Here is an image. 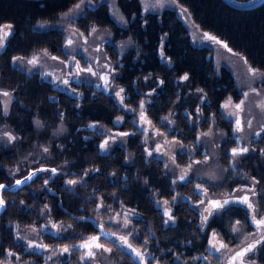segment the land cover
<instances>
[{"label":"flooded vegetation","instance_id":"1","mask_svg":"<svg viewBox=\"0 0 264 264\" xmlns=\"http://www.w3.org/2000/svg\"><path fill=\"white\" fill-rule=\"evenodd\" d=\"M79 1H75L62 13L68 12V21L77 24L82 29L81 33H90L86 37L90 38L95 35V38L100 39L95 46L97 51L93 54L79 52V47L76 48L75 44L78 45L82 41L78 37L74 39L72 32L68 37L70 32L69 29H66L68 21L63 20L62 22L60 20L62 13L54 19H41L37 24L38 27L58 30L66 37L62 46L63 54H58L46 46H40L27 55L17 54L13 56L11 64L22 71L19 74L17 86L0 87V93H9L8 96L0 95V106L13 97H20L19 105L25 103L23 91L25 82L29 77L34 83L36 81L38 88L43 84L47 92L40 97H44L45 100L42 102L46 101L49 109L37 104L39 111L34 117V121L39 128L44 125L48 132H44L43 135L35 132L31 137L24 138L22 129V136H17L18 154L24 158L25 148L31 149L35 153L33 160L38 162L36 166H28L20 177L27 175L30 170H36V174L32 176L34 178L40 172L37 171L38 169H56L55 173L42 171L39 176L43 179L42 181L53 180L55 187L49 189L53 193H55L62 179L65 182L69 180L78 181L72 186L68 183L65 186L66 190L70 191L80 204L81 209L76 210L68 202L66 207H60L58 203V207L94 229L93 234L84 237L81 243L91 236H99L102 240L101 243L106 248L111 249L113 254L117 255L121 250H124L131 255V258L127 259L113 257L114 259H95L94 261H106L107 264H145V260L146 264H228L230 255L239 250L242 244L240 241H237L235 245L228 243L225 232L219 230L218 224L215 223L220 213L214 212L209 217L207 224L202 225L203 216L206 215L204 207L207 205L209 197L216 200L228 198L230 195L235 197L245 194L251 195V193L238 192L211 196L210 192L217 187L230 183L227 168L236 162V156H232V149L234 148L247 147L249 151L245 155L244 161L250 166L259 162L264 170V130H262L264 129V112L258 107L264 97H255L256 105L251 103L253 97H248L245 110L238 113L243 124V130L237 131L235 124L237 117L229 115L233 109H225L222 105L229 98L233 103H239L240 100L244 99L242 88H245L246 84H241L238 81L237 73L233 69L234 67L232 68V65L229 64V60L235 63L239 73L241 72L240 69L245 67L244 65L239 66L235 62L239 61L236 57L238 55H234L233 51L229 52L221 44L224 60L220 61L211 42L205 38V34L214 35L199 27L196 28L204 32L194 33L188 24V22L192 23L193 20L179 2L168 6V9L173 11L171 14L176 13V20L170 22L168 26H164L159 23V20H154L153 23L147 18L154 16V19H158L163 14L162 8L156 11L143 12L140 1L139 5L135 6L132 1L118 5L116 1L108 0L109 10L119 21L118 31L124 34L123 37H120L117 36L118 31L116 29L114 31L106 30L95 25L85 29L78 22V17L81 14H86L88 7L94 0L82 3L78 7V12L73 14L75 11L73 8ZM163 26L166 28L162 29ZM185 26L189 29L190 36L197 43L209 45L204 49L205 53L195 47L186 48L181 45L185 40L189 42L183 36ZM95 27L99 29L92 32L91 29ZM169 27L173 28L172 38L167 35ZM136 31L141 32L142 35L133 34ZM198 35L200 36L198 37ZM129 36L132 38L141 36L139 38H142V41L151 36L154 38L163 36L165 39L162 37L156 42V45H153V39L149 41L145 39L142 46H131L128 45L126 39H122ZM217 39L219 40V38ZM69 40L73 41L71 45L68 44ZM165 40H167V44L170 42L174 45L173 51L169 49L166 51ZM107 42L115 44L114 49L117 55L114 60L106 46ZM39 51L46 53L39 57L38 63L26 65L25 62H19L24 57H35L36 52ZM129 53L135 67L153 68L155 66L161 73L157 75L149 72L140 73L136 68L135 71L130 69L129 72H123L121 70L122 58ZM46 56L57 57L58 64L41 65ZM204 58L208 61L209 66L203 73L210 75L215 81L211 93L207 92L204 83L196 77L200 72L195 69L192 70L193 64L195 65L194 62ZM245 63L243 62V64ZM249 66L254 68L248 63V69ZM87 68H92L95 74L82 70ZM104 71H109L110 75ZM26 74L29 77H26ZM185 74L188 75V80L182 79ZM101 76H107V85ZM125 77L131 78L130 87L126 84ZM64 80H68L69 83L64 84L62 82ZM261 80L262 78H260L259 83L264 86ZM255 83L259 84L258 82ZM164 86L165 88H163ZM208 86L210 87V85ZM121 89L124 91L120 96H116L115 93L120 92ZM36 90L38 89L36 88ZM156 97H160L157 101L160 102L159 111L164 112L163 116H161V112L155 110L156 102L154 101L157 99ZM59 99H67L69 105L73 103L74 106H82V112L75 115L82 116L81 122H78L79 119L76 117L68 118L69 115H66L65 112L59 113L57 111V106L63 107L62 104L56 103ZM107 100H110L113 105H106L105 101ZM20 108L19 120L21 125L24 119L23 105ZM46 112L50 114V118H47L48 121L45 120ZM142 115L144 119H141ZM177 118L181 119L182 122H178ZM94 119L99 121L98 132H94V128H89L95 124ZM118 119L119 123H117ZM177 125L179 126L177 127ZM121 132L130 135L123 137L116 135ZM105 140H109L108 145L101 147ZM158 148L160 151H156ZM89 149H93L97 153L102 152L100 157L102 162L106 163L109 158L111 162L114 160V163L117 164L113 177L108 176L110 178L109 184L115 187L113 192H104L102 188L105 185L103 183L91 188L83 183L87 174L89 172L95 173V168L99 166V164L95 166L94 163L91 166H83V160H77L78 155L81 158L83 154L87 156ZM138 153L141 160L136 159ZM194 161L206 162L196 164L193 163ZM138 164L145 165L144 170L150 174L144 177L142 181L148 185L147 195L154 199L153 205H151L152 217H148V219H152L159 213L164 218V225L174 231L170 237L164 240L162 255L155 253L146 255L145 260H139L132 250L128 249L120 240V237H126L134 248L141 250L134 224L135 216L139 213L136 204L138 196L136 184L140 179ZM190 164L191 167H189ZM185 170L187 177L181 181L179 177L184 175ZM150 176L152 178L156 176L158 182L154 184ZM100 178L99 182H104L105 178L103 176ZM202 179L208 180V184L203 185ZM220 180L223 182L218 183ZM254 180L253 177L249 179V188L253 186ZM158 183L157 189L152 187ZM197 185L200 186L199 189ZM202 189H207L206 195L201 194ZM255 189L257 192L256 184ZM83 190L87 193L84 195L85 199L82 197ZM255 197H252V201L256 206L257 218H260L264 214V194L260 197L262 210H259L260 206ZM202 201L204 203H201ZM101 203L106 207H99ZM188 206H195V211H192L190 215L185 211ZM243 207L246 209L245 206ZM246 210L248 211V209ZM243 211L247 223V215L245 210ZM117 213L121 215L117 217ZM169 213L172 219H169ZM178 215H186L190 227L197 230L192 231L191 235L194 236V239L190 243L174 236L183 228ZM192 215L196 216L190 219ZM109 216H114V220H109ZM125 216L127 217V228L123 227ZM248 221L249 232H247V227L243 228L242 226V234L246 236L256 232V227L251 223L249 214ZM213 232L219 234L218 238L228 245V249L216 251L210 247ZM105 233H115V235H105ZM256 238L258 237L250 236L247 242ZM37 245L42 244L37 242ZM65 246L72 248L73 245L65 244ZM246 259L249 260V264H264V246H261L254 256L250 255ZM3 260L6 262V259ZM53 260L50 259L49 261L53 263Z\"/></svg>","mask_w":264,"mask_h":264},{"label":"trees","instance_id":"2","mask_svg":"<svg viewBox=\"0 0 264 264\" xmlns=\"http://www.w3.org/2000/svg\"><path fill=\"white\" fill-rule=\"evenodd\" d=\"M75 1L77 0H0V25L4 22L8 25H12L11 35L3 41L4 46L0 50V87L17 86V82L20 78L19 74L22 71L16 68L14 64H11L13 56L17 54L27 55L40 46H46L49 49H53L58 54H63L62 46L63 42L65 43L66 37L58 30L40 28L37 24L41 19L57 18L60 13ZM114 1H116L118 5L127 1L134 2L135 6L139 5L138 0ZM177 1L185 7L194 23L198 25L200 29L206 30L208 33L224 41L232 50L239 52L255 69L264 71V1L251 9L232 7L224 0ZM162 9L163 14L158 19H154V16L147 18L153 21V23L154 20H159V23L168 26L170 22L176 20V13L174 12V15L171 14L173 11H171V9L169 10L168 7H163ZM78 22L85 29H89L90 26L95 25L103 28L106 27L113 31L116 29L118 31L119 21L113 12L109 10L107 0H94L88 7L86 14H81L78 17ZM164 26L162 29L166 28ZM172 29V27L168 29L167 35L170 37L171 34H173ZM184 32L183 36L187 38L189 42L185 40L181 45L186 48L195 47L199 51L205 53L204 49L209 45L197 43L196 40L190 36L189 29L186 26ZM133 34L142 35L139 31ZM117 36L123 37L124 34L118 31ZM139 37L141 36L135 38L129 36L128 38L122 39H126L128 45L131 46H142L145 39L148 41L153 39V45H156V42L159 39L161 40L163 36L155 38L153 36L149 38L146 37L143 41L141 40L142 38ZM165 43L166 51H168V49L173 51L174 45L170 42L167 44V40H165ZM114 45V43L109 44L108 42L106 44L113 60L117 55ZM129 55L130 53L122 58L123 66L121 70L123 72H129L130 69L135 71L136 68L140 73L149 72L153 75L161 73L155 66L153 68H148L146 66L135 67L134 61H132V57L130 58ZM194 63L195 65L193 64L192 70L195 69L197 72H200L196 77H198L200 82L204 83L207 92L211 93L215 81L210 75L203 73L209 66L208 61L204 58L198 59ZM191 74L193 75L192 71ZM26 77H29L28 74H26ZM261 81L264 83V78H262ZM125 82L128 87L131 86V78L125 77ZM208 85H210L211 88ZM36 88L38 90H36ZM163 88H165V86ZM46 93V88L43 84L38 88L36 81L34 83L32 78L29 77L25 82L23 91L25 103L19 105L20 97H13L2 103L3 107L0 106V182L5 181L10 183L12 179L20 176L26 171L28 166L38 165V162L33 160L35 153L31 149L25 148L23 153L24 158L18 154L17 136H22V129L24 138L31 137L35 132H39L41 135H43L44 132H48V129L44 125L39 128L34 121V117L39 111L37 104H41V106L49 109L48 103L46 101L42 102L45 100L44 97H40ZM156 98L154 107L156 111H159L160 102L157 100L160 97ZM208 98L212 99L213 97ZM56 103L63 105V107H56L59 113L65 112L66 115H69L68 118L76 117L79 119L78 122H81L80 119H82V116L75 115L78 112H82V106H74L73 103L69 105L67 99H59ZM105 104L113 105L110 100L105 101ZM21 105H23L24 110V119L23 123H21L22 126L19 120L21 116V114L19 115V112H21ZM89 110L95 111L93 109ZM159 112H161V116H163L164 112ZM47 118H50L48 112L45 113L46 121H48ZM177 120L178 122H182L181 119L177 118ZM94 122L95 124L89 128H94V132H98L99 121L94 119ZM178 126L179 125H177V127ZM6 133H10L12 136L16 137V139L10 140ZM247 154L248 153H243L242 155L236 156V162L227 168L229 170L230 183L217 187L210 192V195L216 196L241 192L237 190L249 188L250 185L248 181L253 177L255 181L259 182L256 183L258 195H256L255 198L260 206L259 210H262L260 197L264 194L263 166L259 162H255L251 166L247 164L246 161H244L245 155ZM101 155L102 152L97 153L93 149L87 151V156L83 154L81 158V156L78 155L77 160H83V166H91L93 163L95 166L99 164V166L95 168V173L92 174L89 172L83 183L89 188L97 187L103 183L105 185L104 188H102L103 191L111 193L115 190V187L109 184L110 178L108 176L113 175L115 172L114 170L117 169V164L114 163V160L111 162L109 158L106 163L102 162L100 158ZM232 156L234 157L233 153ZM136 159L141 160L139 153ZM28 161L29 163L27 164ZM138 167H140L138 170L140 179L136 184V192L138 193L136 204L139 213L135 216L134 220L137 239L145 256L153 253L162 255L163 242L170 237L174 231L170 227L164 225V218L159 213L152 219H148V217H152L151 205H153L152 202H154V199L147 195L148 185L142 181L144 177L150 174L144 170L146 167L145 165L138 164ZM222 170L224 173L223 168ZM41 172L42 171L28 183L18 188L2 192V198L5 200L6 206L0 214V264H90L89 261L81 259L86 250L80 248L79 245L82 244L81 240L84 237L93 234L94 229L82 220L69 215L66 210L64 212L58 207V203L60 207H66V203L68 202L69 205L73 206L76 210L81 209L80 204L72 196V193L66 190L65 184H67V182L62 179L59 186L57 183L58 187L55 193H53V191L49 189L50 187H55V183L53 180L48 182L42 181L43 179L39 177ZM100 176L105 178L104 182H99L101 180ZM150 178L154 184L158 182L156 176L153 178L150 176ZM242 180H244V182H241ZM55 181L58 182L57 180ZM201 182L203 185L208 184V180L206 179H202ZM222 182L223 181L220 180L218 183ZM152 187L157 189L159 183L157 185H152ZM83 192L84 194L82 197L85 199L84 195L87 193H85L84 190ZM228 208V211L218 215L215 223L218 224L219 230L225 232L228 243L235 245L237 241L241 242L246 235L231 232V225L239 220L243 228L247 227V232H249L248 211L239 204L230 205ZM243 210H245L247 215V223L245 222V213ZM185 211L190 215L192 211H195V206H188ZM194 216L196 215H192L190 219ZM178 217L183 228L181 229L182 231L174 236H178L180 240L183 239L190 243L194 239V236L191 235L192 231L197 230L190 227L189 220H186V215H178ZM113 218L114 216L108 217L111 221L114 220ZM53 225H56V227H53ZM37 242L46 247H29L30 244L37 245ZM101 242L102 240L100 239L99 243ZM65 244L73 245L72 248H69L70 253L60 252V249L65 247ZM48 248L53 249L51 253H46L47 259L43 250ZM123 252L124 250H121L117 255L113 254L112 250L110 252H103L102 255L97 252L95 259H114L113 257H119L120 259L131 258L130 254L126 252H124V254ZM8 253H12V255H8ZM3 259H6V262ZM50 259H54L53 263L49 261ZM91 264L107 263L106 261H92Z\"/></svg>","mask_w":264,"mask_h":264},{"label":"snow or ice","instance_id":"3","mask_svg":"<svg viewBox=\"0 0 264 264\" xmlns=\"http://www.w3.org/2000/svg\"><path fill=\"white\" fill-rule=\"evenodd\" d=\"M77 7H79V5H77ZM11 30H12V25H0V48H2L4 46L3 41L9 35H11ZM91 31L95 32L96 30H95V28H92ZM205 38L207 40H209L210 42L221 44L229 52H232V49L230 47H228L227 44H224L222 41L218 40L215 36H209L208 34H205ZM72 43H73L72 40L68 41L69 45H71ZM234 55H238V54L234 53ZM52 58L58 59L57 57H52ZM17 59H19V58H17ZM28 63L36 64V63H38V58L33 57V59L29 60ZM82 70L87 71V72L92 73V74H95L93 72L92 68H87V69H82ZM248 71H249L250 75L252 76V78H254V79L255 78H264V71H260L259 69L251 68V66H249ZM108 75H110V73ZM188 78L189 77L187 74H185L182 77L183 80H188ZM101 79H103L105 81V85H107V83H108L107 76H101ZM62 82L64 84L69 83L68 80H64ZM123 91L124 90L121 89L120 92L115 93V95L120 96ZM199 91H202V90H199ZM251 91L256 93L257 95H259V91L257 89H251ZM0 95L8 96L9 93L3 92V93H0ZM243 95H244V99L240 100L239 103H233L231 98H229V100L222 105V107L225 109H228V108L233 109V111H231L229 113V115L237 117V119L235 120L237 131L243 130V124L241 122V119L238 116V113L245 110L246 101L248 99L249 93H243ZM258 107L261 109L262 112H264V100L261 101V103L258 105ZM141 119H144L143 115L141 116ZM119 122L120 121L118 119L117 123H119ZM249 126H250V122H249ZM262 130H264V129H262ZM6 135L8 136V138L10 140L16 139V137L12 136L10 133H6ZM116 135L123 137V136H128L130 134L126 133V132H121V133H118ZM113 140H114V137H113ZM108 143H109V140H105L104 144L101 145V147H106L108 145ZM174 143H178V142H174ZM45 151H47V149H45ZM156 151H160V149L158 148V149H156ZM248 151H249V149L247 147L232 149V153L234 156L242 155L243 153H247ZM204 162H206V161H194L193 163L200 164V163H204ZM189 167H191V164L189 165ZM37 171L55 173L56 169H38ZM35 174L36 173H32L28 177H25V180H18V181H16V183L18 185L23 184L27 180L32 179V176H34ZM186 177H187V171L185 170L184 175H181L179 177V179L181 181H183L186 179ZM67 183L70 185H73V184L78 183V181L69 180ZM256 183H259V182L254 180L253 186L251 188H244V189H238L237 190V191H241V192H245V193H251V195L245 194V195L240 196V197H235V196L230 195L228 198L216 199V200L211 199L209 197L207 200V205L204 207V213H206V215L203 216L202 225L207 224L209 217L212 216L214 212L217 214L222 213V212H226L229 210L228 206L239 204V205L245 206L246 209H248V214H249L251 223L253 225H255V227H256L255 233H251L248 236H244L243 240L241 241L242 247H240L239 250L233 252L230 255V258L228 259V264H249V260L246 258H248L250 255L254 256L255 253L258 251V249L261 246H264V214H262L260 216V218H257L256 206L252 201V197L258 195V193L256 192V189H255ZM4 187H5V185L0 184V189H2ZM199 187L200 186L197 185L198 189H199ZM201 194L206 195L207 189H202ZM4 203L5 202L2 199H0V207H3ZM201 203H204V202L202 201ZM99 207L103 208L106 206L101 203L99 205ZM116 215H117V217H119L121 214L117 213ZM168 215H169V219H172L171 214L169 213ZM117 223H119V220H117ZM127 226H128L127 217L125 216L123 227L127 228ZM53 227H56V225H53ZM230 231L233 233L241 234L242 233L241 222L239 220L235 221L231 225ZM105 235H115V233H105ZM218 235L219 234L216 232L212 233V243L210 244V247L215 249L216 251H220L221 249H228V245L223 243V241H221L218 238ZM250 236H256L258 238L251 240V242H247V241H249ZM99 240H100L99 236H91V237L87 238L81 245H79L80 248H83L86 250L84 256L81 257L82 260H87L91 264V262L95 260V258L97 256V252H99L102 255L103 252H110L111 251V249L105 248V246L103 244L99 243ZM120 240L128 249L132 250V252L135 254V256L139 260H145V254L141 250L134 248L133 245L128 242V239L126 237H120ZM29 247L44 248L46 246L45 245H32V244H30ZM69 251H70V249L67 246L60 249L61 253H66ZM8 255H12V253H8ZM145 264H146V260H145Z\"/></svg>","mask_w":264,"mask_h":264},{"label":"rangeland","instance_id":"4","mask_svg":"<svg viewBox=\"0 0 264 264\" xmlns=\"http://www.w3.org/2000/svg\"><path fill=\"white\" fill-rule=\"evenodd\" d=\"M88 0H80L79 3L77 5H81L82 3L86 2ZM108 1V0H107ZM141 2L142 4V11L143 12H148V11H156V10H159L163 7H168V6H171L172 4H175V3H178L177 0H138ZM139 2V3H140ZM74 6L73 9H75V11H73V14L77 13L78 12V7ZM67 13L68 12H64L62 14H60V20L63 22V20H65V22L68 21V17L67 16ZM187 13V12H186ZM75 16V15H74ZM189 26L192 27L194 33H197V32H200L202 30H198V28L196 27H199L198 25L194 24L193 21L192 23L191 22H188ZM2 25H8L6 22L2 23ZM66 29H69L70 32L68 33V37L70 36V33L72 32V36H74V39H76V37H78L82 43H79L78 45H76V48L79 47V52L81 53H90V54H93V52H96L97 50L95 49V46L96 44L100 41V39H97L95 38V35H92L90 38L86 37L88 36L89 34H83L81 33V28L77 25V24H74L73 22H69L68 21V24H66ZM95 29H99V28H96ZM105 29L107 30V28L105 27ZM102 31V30H100ZM204 32V31H202ZM106 34H108V31H106ZM200 35H198L199 37ZM220 41H222L221 39H219ZM224 43V41H222ZM83 44V45H81ZM225 44V43H224ZM211 45L212 47H214V50H215V53H216V56L217 58L220 60V61H223L224 60V54L222 53L223 49L221 47L220 44L218 43H213L211 42ZM82 49V50H81ZM233 54H238V59L239 61H235L234 58L233 60L239 64V66L241 65H244V67L246 68H243V69H240V73L238 72V68L236 67L235 63H232L231 60H229V64L232 65V68L235 69L236 71V75H237V79L238 81L241 83V84H246L245 88L243 87L242 88V91L244 93H249V96L248 97H253L252 98V103L254 105L257 104V100L255 97H264V86L263 84L259 83L260 82V78H252V76L249 74V71H248V67H247V64L245 63V61L243 60V56L240 55L239 52L237 51H234L232 50ZM43 53H46V52H43V51H39V52H36L35 54V57H37L39 59V57L43 54ZM235 57V56H234ZM33 59V57H24L23 59H21L19 62H25L26 65H28V61ZM43 59V57H42ZM245 64H243V62ZM39 62V60H38ZM247 62V61H246ZM51 64H58L57 60L56 59H53L52 57H49V56H46L43 63L41 65H44V66H48V65H51ZM30 65V64H29ZM33 66V65H32ZM255 69V68H254ZM104 73L106 74H109L110 72L108 71H104ZM255 82H258L259 84H256ZM251 89H257L259 91V95H257L256 93L252 92ZM239 91H241V88H239ZM259 112V110H258ZM25 161V160H24ZM29 163V161L27 162V164ZM5 190H3L4 192ZM49 223V222H48ZM47 223V224H48ZM52 249L53 248H48V249H44L43 252H45V257L47 258V254L48 253H51L52 252ZM31 252H34V251H31ZM47 253V254H46ZM48 259V258H47Z\"/></svg>","mask_w":264,"mask_h":264},{"label":"water","instance_id":"5","mask_svg":"<svg viewBox=\"0 0 264 264\" xmlns=\"http://www.w3.org/2000/svg\"><path fill=\"white\" fill-rule=\"evenodd\" d=\"M224 1L227 4H229L230 6H233L235 8L250 9V8L256 7L257 5H259L264 0H224ZM35 172H36V170H30L27 175L22 176V177H19V178L13 180V182L12 183H9V184L6 183V182L0 183L2 185H5L4 188L0 189V199H2L1 198V192H2V190H4V189L10 190V189L17 188V187L23 185L24 183L18 185L16 183V181H18V180H25V177H28L30 174L35 173ZM4 207H5V203H4L3 207H0V213L3 211Z\"/></svg>","mask_w":264,"mask_h":264},{"label":"bare ground","instance_id":"6","mask_svg":"<svg viewBox=\"0 0 264 264\" xmlns=\"http://www.w3.org/2000/svg\"><path fill=\"white\" fill-rule=\"evenodd\" d=\"M229 5V4H228Z\"/></svg>","mask_w":264,"mask_h":264}]
</instances>
